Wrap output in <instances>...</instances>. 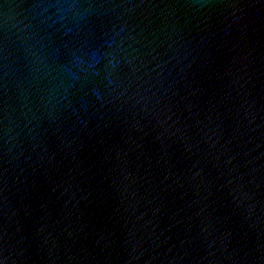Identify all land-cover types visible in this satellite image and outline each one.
Listing matches in <instances>:
<instances>
[{
	"label": "water",
	"instance_id": "95a60500",
	"mask_svg": "<svg viewBox=\"0 0 264 264\" xmlns=\"http://www.w3.org/2000/svg\"><path fill=\"white\" fill-rule=\"evenodd\" d=\"M2 264H264V0H0Z\"/></svg>",
	"mask_w": 264,
	"mask_h": 264
},
{
	"label": "snow or ice",
	"instance_id": "6c2138e0",
	"mask_svg": "<svg viewBox=\"0 0 264 264\" xmlns=\"http://www.w3.org/2000/svg\"><path fill=\"white\" fill-rule=\"evenodd\" d=\"M0 264H2V262H0Z\"/></svg>",
	"mask_w": 264,
	"mask_h": 264
}]
</instances>
